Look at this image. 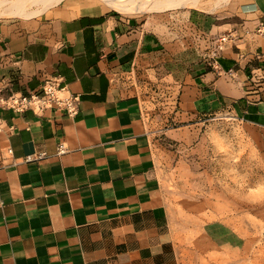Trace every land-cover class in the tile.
Here are the masks:
<instances>
[{"label": "crops", "instance_id": "crops-1", "mask_svg": "<svg viewBox=\"0 0 264 264\" xmlns=\"http://www.w3.org/2000/svg\"><path fill=\"white\" fill-rule=\"evenodd\" d=\"M220 5L198 25L182 15L180 31L99 0L0 18V264L233 259L241 236L213 220L188 237L171 190L203 184L206 134L222 114L264 156V0ZM222 33L239 45L217 49ZM52 77L79 97L76 116L2 104Z\"/></svg>", "mask_w": 264, "mask_h": 264}, {"label": "rangeland", "instance_id": "rangeland-1", "mask_svg": "<svg viewBox=\"0 0 264 264\" xmlns=\"http://www.w3.org/2000/svg\"><path fill=\"white\" fill-rule=\"evenodd\" d=\"M216 1L202 0L197 8L141 15L161 21L174 19L180 31L182 15L188 14L189 23L198 25L200 22H194L198 14L209 17L220 13L222 5L217 6ZM206 137L207 176L203 184L172 182L175 225L193 237L207 223L224 221L241 236L243 246L233 259L207 253L190 256L188 264H264V156L247 139L241 125L223 114Z\"/></svg>", "mask_w": 264, "mask_h": 264}, {"label": "built area", "instance_id": "built-area-1", "mask_svg": "<svg viewBox=\"0 0 264 264\" xmlns=\"http://www.w3.org/2000/svg\"><path fill=\"white\" fill-rule=\"evenodd\" d=\"M255 35L264 40V23H261L256 28ZM227 45H230L231 47L238 46V38L231 33H222L217 41V49L224 50ZM229 74H231V72H229ZM1 102L9 109L18 112L26 110L41 112L53 109L65 112L69 116H76L79 113L80 99L78 96L70 95L68 93L67 87L63 84V79L61 77H52L47 79L41 90L38 92H31L24 96H16L13 94L8 98L1 99ZM59 151H65L64 144L59 145ZM9 152L12 151L9 150ZM31 159V157L27 158L28 161Z\"/></svg>", "mask_w": 264, "mask_h": 264}, {"label": "bare ground", "instance_id": "bare-ground-1", "mask_svg": "<svg viewBox=\"0 0 264 264\" xmlns=\"http://www.w3.org/2000/svg\"><path fill=\"white\" fill-rule=\"evenodd\" d=\"M61 0H0V18L33 17L46 11ZM104 9L126 15L168 12L184 7H199L202 0H101ZM214 0H209L213 2ZM228 0H217L216 5Z\"/></svg>", "mask_w": 264, "mask_h": 264}]
</instances>
